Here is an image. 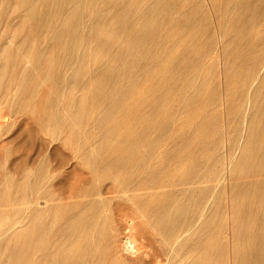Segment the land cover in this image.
<instances>
[{"label": "bare ground", "instance_id": "1", "mask_svg": "<svg viewBox=\"0 0 264 264\" xmlns=\"http://www.w3.org/2000/svg\"><path fill=\"white\" fill-rule=\"evenodd\" d=\"M26 3L0 13V264H264V0ZM23 126L68 155L10 168Z\"/></svg>", "mask_w": 264, "mask_h": 264}, {"label": "rangeland", "instance_id": "2", "mask_svg": "<svg viewBox=\"0 0 264 264\" xmlns=\"http://www.w3.org/2000/svg\"><path fill=\"white\" fill-rule=\"evenodd\" d=\"M17 0H10V3H11V5H6V3H5V0H0V13L1 12H7V13H9L10 15H11V13H13V11H14V9H13V3L14 2H16ZM32 1H34V0H27V5L25 6L26 8H28V7H31V3H32ZM204 2H206V0H204ZM39 6H38V9L41 11V13H44V14H46V20H53L54 18L56 19V17H61V15H60V7H61V5L58 3V2H54V3H51V4H47V5H45V4H38ZM26 8H24V9H26ZM24 11H26V10H24ZM216 12V11H215ZM8 14V15H9ZM89 65H91V64H89ZM210 66H209V64H206V66L204 67V70H209L210 71ZM89 81H91V80H89ZM88 81V82H89ZM127 83H128V79L126 78L123 82H122V84H121V86H123V87H125L126 85H127ZM87 85H88V83H85V84H76V92L77 93H80V92H82L86 87H87ZM165 85V84H164ZM143 89V85L141 84L140 86L138 85L137 86V95H138V92L139 91H141ZM136 95V96H137ZM131 102H132V100L131 99H127V100H125L124 102H123V107L124 108H128L129 106H130V104H131ZM94 111H97V108H94ZM135 116L139 119V118H141L142 116L138 113V114H135ZM130 116H129V114H126V115H124L123 117H121L120 118V124L117 126V127H114V131H113V133L111 134V137H109V138H107V137H103L102 138V140H104V139H106V140H113V139H120V137H121V133L126 129V128H128V127H131V126H133V127H135V125H132V122H129L128 120H127V118H129ZM94 124H95V121L94 122H92V123H90V127H93L94 126ZM112 127V123L111 122H106L104 125H102V127H100L99 129H98V131L95 133V134H93L94 136L93 137H91L90 135H89V133L86 131V132H83L82 133V136H83V139L85 138V141H86V143L83 145V146H85V148H87L88 146H90V145H92V146H94L95 144H97V142L95 141V140H97L98 138H100L101 137V134L103 133V132H105V130H107V129H109V128H111ZM17 127H15V129L14 130H17L16 129ZM23 129H22V135H20L19 136V138H20V140H16V142H14L13 143V145L11 144V145H9L10 146V151H12L13 152V154H12V156L16 153V155H18V154H20L18 151H20V152H27V155H29V162L31 161H33L34 159H35V153L36 152H38V150H39V148H40V146H41V142L42 143H45V144H47L48 145V148H49V155H50V159H51V165L52 166H54V165H56L57 163V159H56V157H55V155H53V152L55 151V150H57V152L58 151H60L62 154H64V155H68L66 152H68L67 150H69V148H67L68 146H70L68 143L67 144H65V145H59V142H56V141H52L49 137H47L46 138V136H45V138H42V137H44V136H37V137H40V138H34L33 136L30 138L29 137V135H28V131L26 132V130H28V128L27 127H22ZM24 128H25V130H24ZM27 128V129H26ZM7 136V137H6ZM5 137V140L4 141H7V139L8 138H11L9 135H6ZM25 139H23V138ZM21 139L23 140L22 142L24 143H22L21 142ZM47 139V140H46ZM50 139V141H52V142H49L48 140ZM29 140H30V142H29ZM21 143H20V142ZM36 142V143H35ZM242 142V141H241ZM241 142H240V145H241ZM16 143V144H15ZM29 143V144H28ZM34 143H35V145H34ZM58 143V146L56 145ZM20 144H22V145H24V146H19ZM27 144V145H26ZM40 144V145H39ZM51 144L53 145V146H51ZM14 145H15V147H17V148H15L14 149ZM17 145V146H16ZM39 145V146H38ZM34 146V147H33ZM38 146V147H37ZM56 146V147H55ZM60 146V147H59ZM22 147L23 148H25V149H22ZM28 148V151H26V149ZM54 148V149H53ZM13 149V150H12ZM17 149H20V150H18L17 151ZM23 151H22V150ZM34 149V150H33ZM60 149V150H59ZM17 151V152H14V151ZM64 151H66V152H64ZM51 152V153H50ZM18 153V154H17ZM31 154V155H30ZM35 155V156H34ZM11 156V160H9L8 161V166L10 167V165H11V167L10 168H12V169H15V166L17 167L18 165H19V162H16V164H14L15 166L13 167V163H12V160L15 158V155L12 157ZM237 156H239V155H237ZM17 157V156H16ZM55 157V158H54ZM53 158V159H52ZM238 158V157H237ZM31 159V160H30ZM54 160L56 161V162H54ZM71 162H69L68 161V164H66L67 165V168H66V166L64 167V168H66V170H69L70 169V164ZM225 167L228 169V173H229V179L230 180H232V170L230 171L229 170V163H226V165H225ZM17 169V168H16ZM85 177H87V174H86V172H82L81 173V179L82 178H85ZM231 177V178H230ZM69 182L70 181H66L65 183H61L59 186H57V187H55V191H56V193L60 196H62V194H63V197H64V199H63V201H68L69 199H68V192L66 191V189H68V187H69ZM66 186H68V187H66ZM66 187V188H65ZM231 192V187H229V190H228V192H227V194L228 195H232V193H230ZM68 199V200H67ZM65 203V202H64ZM63 205H65V204H63ZM231 210V209H230ZM65 213V212H64ZM63 213V214H64ZM231 214V213H230ZM62 223L64 224V226H67L68 224H70L71 223V221L70 220H63L62 221ZM232 224V223H231ZM227 232H229L228 233V235H227V238H229L230 239V241L232 242V251L234 252L235 251V249H236V247H237V241H236V239H235V236L233 235V236H231V232L228 230Z\"/></svg>", "mask_w": 264, "mask_h": 264}]
</instances>
